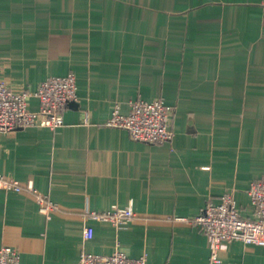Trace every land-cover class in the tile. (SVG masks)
I'll list each match as a JSON object with an SVG mask.
<instances>
[{"label": "crops", "instance_id": "0c3cea01", "mask_svg": "<svg viewBox=\"0 0 264 264\" xmlns=\"http://www.w3.org/2000/svg\"><path fill=\"white\" fill-rule=\"evenodd\" d=\"M70 72L78 99L61 127L0 133V174L52 205L0 188V247L21 264L117 251L210 264L193 219L229 192L253 219L248 191L264 177V0H0V79L34 91ZM138 99L174 107L172 142L105 125ZM128 206L136 216L120 226L91 216ZM220 264H264V235L230 242Z\"/></svg>", "mask_w": 264, "mask_h": 264}, {"label": "built area", "instance_id": "2783aa9c", "mask_svg": "<svg viewBox=\"0 0 264 264\" xmlns=\"http://www.w3.org/2000/svg\"><path fill=\"white\" fill-rule=\"evenodd\" d=\"M76 75L73 72L65 76L50 77L30 91L10 85L5 78L0 79V133L14 134L30 127H47L52 130L64 124V112L78 99ZM39 101L38 109H30L29 99ZM174 107L163 99L146 101L138 99L130 103V111L122 114L116 106L105 125L125 129L135 141L152 145L170 143L175 137L171 128V116ZM86 122H89L88 117ZM0 188L18 193L27 190L36 195L41 211L48 214L52 209L46 195L37 193L33 184H26L0 174ZM248 195L254 206V218L246 219L240 215L235 196L232 192L222 196L218 204L209 201L193 222L201 227L208 238L210 264L221 263V253L232 241L246 244L257 243L264 235V177L252 183ZM101 221H109L120 226L133 219L136 214L132 207H116L105 213H92ZM177 220H187L182 217ZM93 229L84 230V239L93 237ZM20 252L11 247H0V264H21ZM79 264H149L145 257L133 258L117 251L111 255H99L83 252Z\"/></svg>", "mask_w": 264, "mask_h": 264}]
</instances>
